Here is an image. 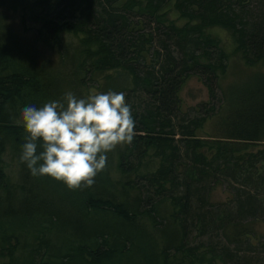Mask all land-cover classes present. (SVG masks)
Returning a JSON list of instances; mask_svg holds the SVG:
<instances>
[{
	"label": "rangeland",
	"instance_id": "374dc122",
	"mask_svg": "<svg viewBox=\"0 0 264 264\" xmlns=\"http://www.w3.org/2000/svg\"><path fill=\"white\" fill-rule=\"evenodd\" d=\"M14 1L0 2V42L13 52L17 60L21 58V64L25 68L28 69L33 65L38 70L36 77L41 90L38 96L44 95V103L62 97L67 91L82 97L93 91L106 92L100 91L101 85L108 87L111 83L112 87L119 88L125 83L119 74L122 73L121 69L112 70L110 74L119 73L110 75V80L105 79L106 71L85 72L87 61L84 65L80 63L83 58L82 49L85 47L80 42L82 37L80 34L62 31L54 41L47 39L49 34L41 29V22L37 17L46 14L55 19L56 12H59L63 6H70L72 0H24L15 8H10L8 3ZM230 7L246 22L247 31L259 33L253 40L259 43L257 52L264 55V0H247L242 6L235 3ZM98 9L100 7H97ZM175 16V12L169 10L166 17L173 19L176 25L182 24L183 20ZM69 19L66 17V20ZM132 20L135 21V30H137L135 37L137 34L146 36V32H153L154 25H148L136 17H132ZM204 34L216 42L218 50L223 52L224 69L222 73H217L209 90L204 85L203 78L195 74L196 71L194 72L193 69L182 77L183 80L176 90L177 107L169 115L171 128H164V133L160 134L166 138L172 136L171 143L178 147L176 163L169 179L164 181L163 190L156 191L155 186H151L145 177L154 172L160 163V158L153 154L156 151L153 148H149L146 153L138 154L137 150L140 148H133L125 162V166L129 168L132 166L131 171L122 172L117 163L119 156H124L126 145L117 146L107 153V167L95 177L93 186L70 190L66 184L58 186L60 185L58 182L61 181L50 176L34 177L26 164L20 161L24 130L19 132L17 142L5 143L4 150L0 154V165L4 170L3 181L7 190L0 187V230L16 231L18 242L15 255L19 256V260L32 252L35 247L38 253L34 258V264H38L39 260L45 261L50 254L57 255L59 249L66 244L75 245L77 242H83L95 247L98 241L94 244L93 239L81 231L94 228L95 226L90 223L92 221H96L97 225L101 226L105 224L104 221L113 225L114 223L108 221L113 213L108 210L101 212L84 209L79 202H75L77 199L72 203L73 198L83 199L87 189L94 197L119 203L126 209V213L132 216L131 230L134 238L132 245L119 238L114 239V235L105 237L108 245L120 243L128 248L127 251L115 255V260H118L119 264H158L163 253L166 254L165 261L168 264H264V182H257V175L260 172L264 174V143H244L248 153L256 154L249 161L244 160L245 157L242 159L243 169L251 177V184L246 181L247 185L243 183L244 181L241 184L242 179L239 175H235L233 179L229 173H226L225 166H232L236 161L233 155H239L238 153L225 155L224 159L214 161L213 165H218V171L208 166L206 169L208 175L197 174V180L193 181L191 176L195 177V169L200 165L196 164L195 167L190 154L185 153L181 148L185 139L180 135V125L192 118H203L200 126L193 130L194 136L200 139L215 136L217 133L214 131L216 128L214 126L223 112L225 98H232L243 84H248L245 89L249 87L254 75L264 76V62L257 59L256 48L247 50L249 62H245L241 55L234 51V40L228 31L219 27H208L204 30ZM136 42L140 46L138 53H134L130 48L128 50L130 53L127 52V55L132 57L129 63L132 64L138 79L146 76V72L157 74L158 70L165 66L166 54L172 57L177 63L176 66H179L181 57H185L182 52L184 50L172 45L169 40H164L166 50L160 49L162 37L157 33L152 34L148 42L140 43L138 40ZM207 50L211 60H218L214 46H209ZM200 52V49L196 51L197 54ZM198 60L203 61V58L200 57ZM126 74L129 90L125 89L121 92L125 93L126 102L131 105L136 121L140 114L152 110L153 104L144 87H141L139 82L134 85L132 74L130 72ZM17 106L15 100L6 104L3 108V116L10 118L17 113L14 120L20 122L21 110ZM162 117L161 114L158 120ZM153 126V130H157V124L154 123ZM168 129L174 134L167 135L165 132ZM151 135L157 136V134ZM234 144L237 145L236 148L242 145L239 142ZM199 150L205 156H210L214 152V148L210 151L206 148ZM210 173L212 176L209 175ZM179 181L189 187L195 186L189 197L187 213L180 214L181 223L177 219L174 221L171 219V214L176 208H172L170 201L171 196H180L186 190L183 185H175L176 182L180 183ZM171 182L174 185H171ZM240 186L249 190L256 200L250 202L253 207L250 210L251 215L236 217L232 209L235 191ZM62 193L67 196L66 199H70L65 207L61 206ZM57 195L61 196L56 198ZM197 195L203 198L202 202L197 199ZM40 201L49 203L46 209ZM50 201L54 202L51 206ZM32 205L35 208L27 210ZM178 215L177 213L176 217ZM47 216H50L51 221L46 218ZM234 221H240L241 229L250 232L249 235H241L238 243L228 242L226 239V237L231 238V225ZM42 239H48L47 248L40 244ZM180 240L184 248L176 250L175 247Z\"/></svg>",
	"mask_w": 264,
	"mask_h": 264
},
{
	"label": "trees",
	"instance_id": "16d2710c",
	"mask_svg": "<svg viewBox=\"0 0 264 264\" xmlns=\"http://www.w3.org/2000/svg\"><path fill=\"white\" fill-rule=\"evenodd\" d=\"M244 1L247 0H72L70 6H63L59 12H56L55 19L48 17L46 14L37 17L38 21L41 22V29L43 28L49 34L47 38L49 40L54 41L62 31L82 36L80 42L85 47L82 49L83 58L80 63L84 65L87 61L85 72L96 71L100 73L106 71L105 79L110 80V75L119 73L110 74V72L121 69L122 73L119 74H121V78L125 83L119 88L112 87L111 83L108 87H102L101 85L100 91L113 90L121 92L125 89L128 91L126 73L130 72L134 85L139 82L148 94L153 107L152 110H147L146 114L142 113L136 118V123L140 125L136 124L137 135L131 144H126L124 156L120 155L117 163L122 172L131 171L132 166L130 168L125 166V162L133 148H140L137 150V154L146 153L149 148H153V150H156L153 154L160 158V163L154 172L147 174L145 177H147V182L151 183V186H155L156 191L165 188L164 181L169 179V175L173 171L175 160L178 157V147L171 143L172 136L166 138L160 136V134L164 133V128H171L169 115L177 107L176 90L179 83L182 82V77L188 75V71L193 69L194 72L196 71L195 74L203 78L204 85L209 90L217 73H222L224 69L223 52L218 50L216 42L204 34L205 29L219 27L228 31L234 40V51H237L245 62H249L246 53L251 48H256L257 59L264 62V55L257 52L259 51V43H255L256 40H253L255 35L259 33L251 30L247 31L245 28L246 22L230 7L235 3L242 6ZM23 2L24 0H15L14 3L9 2L8 6L15 8L17 4ZM97 7H100V9L97 10ZM169 10L170 12L173 10L176 14L175 17L182 19L183 23L176 25L173 19H168L166 16ZM75 12H77L76 15ZM66 17L70 19L66 20ZM132 17L140 18L148 25H154L153 32H146V36L137 34L135 37L137 30H135V21L132 20ZM155 33L162 37L160 49L166 50L167 46L164 40H169L172 45L184 50L182 52L185 57H181V61L178 63L179 66H176L177 63L172 60L171 56H168L169 54H166L164 58L165 66L161 67L157 74L146 72V76L138 79L131 66L132 64L129 63L132 57L127 55L130 53L128 50L131 48L134 53H138V47L140 46L136 40L140 43L148 42L152 34ZM209 46L216 48L218 60L213 61L208 57L209 51L207 48ZM190 47L192 48L189 49ZM199 49L201 52L197 54L196 51ZM200 57L203 58V61L198 60ZM37 73L38 70L33 65H30L28 69L25 68L21 64V58L19 57L17 60L13 52L0 42V154L4 150L5 143L8 141L17 142L19 132L24 130L22 122L14 120L18 115L17 113L16 116L10 118L3 116V108L6 104L13 103L15 100L20 110L28 105L40 107L44 104V95L38 96L41 90L39 80L36 77ZM253 77V82L249 87L245 89L248 84H243L237 89V93L232 98H225L223 112L217 120L218 123L214 126L216 127L214 131L217 133L215 136L208 139H200L194 136L193 130L200 126L203 118H192L180 125V135L185 139L181 148L185 153L190 154V159L195 162V167H197L196 164L200 165L195 169V177L191 176L193 181L197 180V174L207 176L208 170L206 169L208 166L218 171V165H213V162L220 161L225 158V155L236 152L239 155H233L236 161L232 166H225L227 168L226 173H229L233 179H235V175H239L242 179L241 184L242 181L245 185H247L246 181L251 184V177L243 169V162L254 158L256 154L248 153V150L245 149L247 146H244V143H264V76L254 75ZM49 84L50 81H48ZM161 114L163 117L158 120ZM132 115L135 118V115ZM154 123L158 126L155 131L153 130ZM139 132H142V134H139ZM165 133L167 135L174 134L169 129ZM151 134H157V136ZM235 142L242 143V145L236 148ZM164 148H167V150ZM199 148H206L208 151L214 148V152L210 156H205ZM243 157L245 159L242 161ZM209 175L212 176V173ZM4 178V170L0 165V184H2L0 187L7 190L6 185H4ZM260 181L264 182V174L261 172L257 175V182ZM179 182H176L175 185H183L186 190L180 196H171L170 201L172 208H176L171 214V219L173 221L177 219L181 223L182 216L180 214L187 213L189 197L195 186L189 187L186 183ZM58 184L61 187V184L65 183L61 181ZM171 185H174V183L171 182ZM62 192H64L63 188ZM61 195H59L63 201L61 206L65 207L70 199H66L67 196H64V193ZM59 196L57 195L56 198ZM83 197V199L73 198L71 201L74 203V200L77 199L75 202H79L84 209L101 212L110 211L113 215L108 221L114 224H108L104 221L105 224L101 226L97 225L96 221L90 222L95 227L91 230L81 231V233L91 237L94 244L98 241L97 246L91 247L83 242H77L75 245H72V243L66 244L59 249L57 255L50 254L45 261L39 260L38 264H119L118 260H115V255L127 251L128 248L120 243L108 245L105 237L114 235V239L119 238L124 242L127 241L128 245H132L134 239L131 230L132 216L126 213L127 211L123 206L107 199L94 197L87 189H85ZM197 199L202 202L203 198L197 195ZM234 200V208L232 209V211L234 210V216L251 215L250 210L253 207L250 202L252 200L255 202L256 199L254 200L249 190H245L243 186H240L235 191ZM40 202L41 205H45V209L47 208L46 205H49V203ZM52 203L54 204V202ZM52 203L50 201V206L53 205ZM34 208L35 206L32 205L27 210ZM175 213L179 215L176 217ZM202 216L205 217L203 213ZM49 217L46 218L51 221ZM239 222L234 221L232 223L231 238L226 237L228 242L238 243L241 235L250 234L249 231L241 229L242 226H239L241 225ZM15 233L16 231L13 229L0 230V264H34V258L38 253L37 247L21 260H19V256L15 255L18 242ZM40 244L47 248L48 239H42ZM183 248L180 240L175 249L183 250ZM165 259L166 254L163 253V257H161V260L159 259L158 264H168Z\"/></svg>",
	"mask_w": 264,
	"mask_h": 264
},
{
	"label": "clouds",
	"instance_id": "9594fccd",
	"mask_svg": "<svg viewBox=\"0 0 264 264\" xmlns=\"http://www.w3.org/2000/svg\"><path fill=\"white\" fill-rule=\"evenodd\" d=\"M20 122V161L34 177L50 176L70 190L93 186L107 167V153L137 135L125 93L113 90L82 97L67 91L40 107H23Z\"/></svg>",
	"mask_w": 264,
	"mask_h": 264
}]
</instances>
